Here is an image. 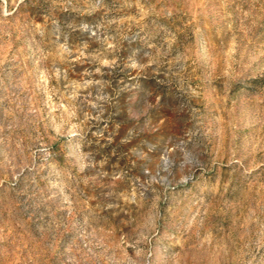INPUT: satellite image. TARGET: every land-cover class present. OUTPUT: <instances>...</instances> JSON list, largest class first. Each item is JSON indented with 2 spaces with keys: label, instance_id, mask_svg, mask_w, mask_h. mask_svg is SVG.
Masks as SVG:
<instances>
[{
  "label": "rangeland",
  "instance_id": "374dc122",
  "mask_svg": "<svg viewBox=\"0 0 264 264\" xmlns=\"http://www.w3.org/2000/svg\"><path fill=\"white\" fill-rule=\"evenodd\" d=\"M0 264H264V0H0Z\"/></svg>",
  "mask_w": 264,
  "mask_h": 264
}]
</instances>
